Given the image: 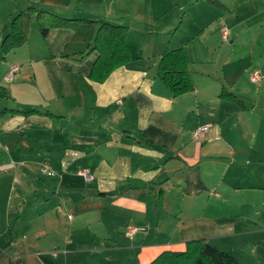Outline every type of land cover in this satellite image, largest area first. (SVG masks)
Wrapping results in <instances>:
<instances>
[{
  "label": "crops",
  "instance_id": "crops-1",
  "mask_svg": "<svg viewBox=\"0 0 264 264\" xmlns=\"http://www.w3.org/2000/svg\"><path fill=\"white\" fill-rule=\"evenodd\" d=\"M29 6L125 26L130 60L94 81L92 39L34 16L0 49V107L29 112L0 118V264H149L191 239L264 264V0H0V43ZM174 48L176 96L157 73Z\"/></svg>",
  "mask_w": 264,
  "mask_h": 264
},
{
  "label": "trees",
  "instance_id": "trees-1",
  "mask_svg": "<svg viewBox=\"0 0 264 264\" xmlns=\"http://www.w3.org/2000/svg\"><path fill=\"white\" fill-rule=\"evenodd\" d=\"M218 5V0H207ZM34 16L41 34L57 27L72 26L87 39H92L90 49H95L98 56L89 73V78L102 82L117 67L130 60V52L126 43L127 28L107 22L98 24L96 20L86 18H66L42 8L29 6L16 14L10 22V29L0 43V49L7 53L21 46L27 39L28 26ZM157 73L173 96L192 90L187 62L182 48L171 49L159 59ZM7 89L0 85V101L8 98ZM233 99L236 98L233 96ZM27 111L1 108L0 118L5 114ZM149 264H242L233 254L217 249L205 239H191L185 242L182 251H163Z\"/></svg>",
  "mask_w": 264,
  "mask_h": 264
},
{
  "label": "built area",
  "instance_id": "built-area-1",
  "mask_svg": "<svg viewBox=\"0 0 264 264\" xmlns=\"http://www.w3.org/2000/svg\"><path fill=\"white\" fill-rule=\"evenodd\" d=\"M227 35H228V31L227 29H224L222 31V38L224 40L227 39ZM18 70V66H11L8 74L6 75V78L7 79H11L12 77V74ZM251 81L254 82V83H258L260 81V79L262 78V74L260 73L259 70L255 69L252 71L251 73ZM208 125L207 124H202V125H199L196 127V129L193 131V137L195 139H198L201 134L207 129ZM40 171L45 174L46 176H49V177H54L56 174L55 172L52 170V168L50 167V165L46 162H43L40 164ZM79 174H82L86 180H89L90 179V175H88L87 172H85L84 170H81L80 172H78ZM134 231V229H130L128 234H132Z\"/></svg>",
  "mask_w": 264,
  "mask_h": 264
},
{
  "label": "rangeland",
  "instance_id": "rangeland-1",
  "mask_svg": "<svg viewBox=\"0 0 264 264\" xmlns=\"http://www.w3.org/2000/svg\"><path fill=\"white\" fill-rule=\"evenodd\" d=\"M222 42H224V41H222ZM225 43V42H224Z\"/></svg>",
  "mask_w": 264,
  "mask_h": 264
}]
</instances>
